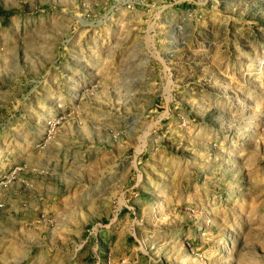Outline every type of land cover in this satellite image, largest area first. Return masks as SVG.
I'll return each mask as SVG.
<instances>
[{"label":"rangeland","instance_id":"1","mask_svg":"<svg viewBox=\"0 0 264 264\" xmlns=\"http://www.w3.org/2000/svg\"><path fill=\"white\" fill-rule=\"evenodd\" d=\"M0 264H264V0H0Z\"/></svg>","mask_w":264,"mask_h":264}]
</instances>
